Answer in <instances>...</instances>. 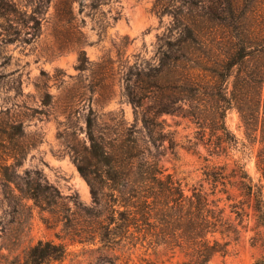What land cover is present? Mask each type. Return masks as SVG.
<instances>
[{"label": "trees", "instance_id": "1", "mask_svg": "<svg viewBox=\"0 0 264 264\" xmlns=\"http://www.w3.org/2000/svg\"><path fill=\"white\" fill-rule=\"evenodd\" d=\"M183 1L178 11H168L173 22L168 34L157 40L156 57L121 69L123 94L133 108L134 123L127 126L114 116L109 122L100 121L98 113L89 107L84 118L85 139L80 148H69L89 186L90 206L80 207L75 195H63L42 170H18L38 140L24 131L16 115L0 110V202L13 216L7 221L0 217V250L13 253L30 225L33 209L39 208L51 216L44 218L45 223L50 218L62 221L70 244H98L102 254L119 251L110 258L103 255L110 264H117L120 257L122 264H129L134 250H143L140 261L149 260L144 257L147 250L155 253L160 247L172 255L176 250L182 253V264H209L214 254L226 251L227 243L220 242L216 234L228 236L237 231L217 195L224 193L230 201L232 186L246 200H232L229 213L239 224L251 208L257 226L264 228V36L250 32L253 1L228 0L221 9L226 14L222 24L227 36L223 38L213 36L212 6ZM73 2L58 0L55 4L57 48L64 50L75 43V68L97 73L94 86L108 91L106 78L112 74L113 59L89 61L81 33L77 31L75 36L71 30ZM89 5L96 8L97 0H90ZM16 12L12 0H0V19L8 20ZM43 76L35 87L42 104L49 105L52 94L45 89L50 77ZM83 95L84 91H74L70 102ZM108 95L99 93L97 102ZM231 108L240 117L245 139L259 144L255 154L258 179L254 180L239 160H233L230 168L226 163L205 164L202 176L209 188L200 183L186 194L181 183L159 164V148L172 149L175 145L168 138L169 124L162 116L194 124L192 145L201 143L209 154H218L226 147L244 144L226 125V112ZM137 122L141 127L134 129ZM166 139L169 144L165 147ZM68 203L75 209L71 211ZM75 216L81 218L80 224ZM68 253L69 244L62 240L39 239L22 255L14 254L9 263L51 264L61 262ZM252 264H264V254Z\"/></svg>", "mask_w": 264, "mask_h": 264}, {"label": "rangeland", "instance_id": "2", "mask_svg": "<svg viewBox=\"0 0 264 264\" xmlns=\"http://www.w3.org/2000/svg\"><path fill=\"white\" fill-rule=\"evenodd\" d=\"M12 1L17 12L8 20L0 19V110H8L10 114L16 115L22 122L24 131L38 140L36 146L30 148L18 170L38 168L63 195H75L80 207L90 206L89 186L78 172L69 148H80L85 139L84 118L89 107L98 113L100 121L109 122L110 116H114L117 120L123 119L127 126L134 123L133 108L123 94L121 69L135 61H152L156 57L157 40L168 34L173 22V16L168 11H178L184 1L97 0V7L91 8L90 0H74L71 30L75 36L77 31L81 33L82 48L87 58L91 63L106 57L113 59L112 74L106 78L109 89L104 92L99 85L94 86L97 73L93 74L89 70L80 72L75 68L78 55L75 43L64 50L57 48L54 28L57 24L55 4L58 0ZM192 1L212 6L215 14L210 23L213 36H227V30L222 24L226 14L221 9L227 5L228 0ZM252 1L254 11L248 18L250 32L255 36H264V0ZM161 10L165 13H161ZM43 74L50 77L45 89L52 94L49 105L42 104L35 87V83L44 77ZM77 90L84 91V95L72 103L70 96ZM101 92L109 95L100 103L97 100ZM162 118L167 119V135L175 145L172 149L159 148V164L166 173H170L181 183L186 194L200 183L206 189L209 188L210 185L202 176L205 164L226 163L230 168L233 160H239L254 180L258 179L255 154L259 144H250L245 139L240 117L234 108L227 110L225 122L244 144L239 142L218 154H209L201 143L192 145L195 141V126L188 120L170 115H163ZM140 127V122L135 123L134 129ZM168 144L166 139L163 146ZM228 194L230 201L224 193L217 195L221 197L220 204L225 207L230 223L237 226V231L228 236L216 234L220 242L227 243L226 251L214 254L209 264H252L255 258L264 254V228L257 226L251 208H247L248 215L238 224L234 215L229 213V204L232 200L246 199L235 186L229 187ZM67 206L71 211L75 209L72 203ZM9 211L5 203L0 202V217L5 221L13 218ZM47 217H51L48 212L34 208L30 225L13 253L8 254L5 248L0 250V264H10L14 254L22 255L28 246L39 239L62 240L69 244L66 258L51 264H110L103 255L110 258L119 254V251L102 254L97 248L98 244H70L62 228V221L50 218L47 224L44 222ZM75 218L76 223L80 224L81 218ZM142 251L134 250L129 264H182L185 259L178 250L172 255L170 251L160 247L155 253L148 249L144 257L149 260L140 261ZM123 262V257L117 260V264Z\"/></svg>", "mask_w": 264, "mask_h": 264}]
</instances>
